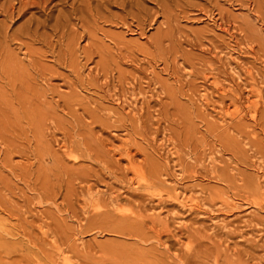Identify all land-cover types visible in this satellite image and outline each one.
Here are the masks:
<instances>
[{"label":"rangeland","instance_id":"obj_1","mask_svg":"<svg viewBox=\"0 0 264 264\" xmlns=\"http://www.w3.org/2000/svg\"><path fill=\"white\" fill-rule=\"evenodd\" d=\"M184 2L0 0V264H264V0Z\"/></svg>","mask_w":264,"mask_h":264},{"label":"bare ground","instance_id":"obj_2","mask_svg":"<svg viewBox=\"0 0 264 264\" xmlns=\"http://www.w3.org/2000/svg\"><path fill=\"white\" fill-rule=\"evenodd\" d=\"M7 1H8V0H7ZM9 1H11V0H9ZM50 1H51V0H50ZM53 1H54V0H53ZM74 1H75V0H74ZM82 1H83V0H82ZM97 1H98V0H97ZM101 1H103V0H101ZM104 1H105V0H104ZM107 1H108V0H107ZM123 1H124V0H123ZM135 1H136V0H135ZM138 1H139V0H138ZM157 1H158V0H157ZM181 1H182V0H181ZM185 1H186V0H185ZM12 2H13V1H12ZM20 2H21V1H20ZM65 2H66V1H65ZM93 2H94V1H93ZM140 2H141V1H140ZM143 2H144V1H143ZM148 2H149V1H148ZM161 2H162V1H161ZM170 2H171V1H170ZM5 3H7V2H5ZM13 3H14V2H13ZM22 3H24V2L22 1ZM74 3H75V2H74ZM87 3H88V2H87ZM89 3H90V2H89ZM89 3H88V4H89ZM110 3H111V2H110ZM122 3H123V2H122ZM126 3H127V2H126ZM156 3H157V2H156ZM183 3H185L184 0H183ZM14 4H15V3H14ZM19 4H20V3H19ZM25 4H26V2H25ZM29 4H30V3H28V5H29ZM60 4H61V3H60ZM78 4H79V3H78ZM82 4H84V3H82ZM82 4H81V5H82ZM85 4H86V3H85ZM90 4H91V3H90ZM101 4H102V3H101ZM116 4H117V3H116ZM157 4H158L157 7H160L161 10H163L162 12H163V15H164V16H165L166 14L169 15V10H168V7H167L166 5H164L165 3L163 4V3H160V2H159V3H157ZM172 4H173V3H172ZM172 4H170V5L168 4V6H171ZM8 5H9V4H8ZM10 5H11V4H10ZM73 5H75V4H72V6H73ZM79 5H80V4H79ZM91 5H92V4H91ZM174 5H175V4H174ZM176 5H177V4H176ZM176 5H175V6H176ZM179 5H180V4H179ZM25 6H27V4H26ZM48 6H49V5H48ZM58 6H59V5H58ZM87 6H88V5H87ZM98 6H99V5H98ZM101 6H102V5H101ZM106 6H107V5H106ZM119 6H120V5H119ZM2 7H3V5H2ZM13 7H14V6H13ZM23 7H24V5H23ZM88 7H89V6H88ZM96 7H97V6H96ZM103 7H104V6H103ZM142 7H143V6H142ZM142 7H141V8H142ZM157 7H156V8H157ZM187 7H188V6H187ZM45 8H47V7H45ZM62 8H63V7H62ZM69 8H70V7H69ZM91 8H92V7H91ZM91 8H90V9H91ZM121 8H122V7H121ZM132 8H133V6H132ZM181 8H182V7H181ZM181 8H180V10H183V9H185L186 7L183 8V9H181ZM10 9H12V8H10ZM34 9H35V8H34ZM37 9H38V8H37ZM66 9H67V8H66ZM94 9H95V7H94ZM108 9H109V8H108ZM138 9H139V7H138ZM157 9H158V8H157ZM169 9H170V8H169ZM177 9H178V8H177ZM2 10H4V9L2 8ZM14 10H15V9H14ZM14 10H13V11H14ZM35 10H36V9H35ZM49 10H50V9H49ZM55 10H56V8H55ZM104 10H105V9H104ZM121 10H122V9H121ZM123 10H124V9H123ZM140 10H141V9H140ZM144 10H146V9H144ZM153 10H154V9H153ZM175 10H176V8H175ZM178 10H179V9H178ZM20 11H21V8H20ZM27 11H28V10H27ZM51 11H52V10H51ZM87 11H88V10H87ZM106 11H108V10H106ZM125 11H126V10H125ZM138 11H139V10H138ZM138 11H137V13H138ZM142 11H143V9H142ZM156 11H157V10H156ZM170 11H171V10H170ZM173 11H174V10H173ZM1 12H2V11H1ZM49 12H50V11H49ZM77 12H78V11H77ZM94 12H95V11H94ZM101 12H102V11H101ZM104 12H105V11H104ZM131 12H134V11H131ZM144 12H145V11H144ZM9 13H10V12H9ZM19 13H20V12H19ZM45 13H46V12H45ZM71 13H72V12H71ZM73 13H74V12H73ZM86 13H87V12H86ZM105 13H106V12H105ZM105 13H104V14H105ZM121 13H122V12H121ZM135 13H136V12H135ZM135 13H134V14H135ZM147 13H148V12H147ZM149 13H150V11H149ZM155 13H156V12H155ZM157 13H158V12H157ZM83 14H85L84 11H83ZM88 14H89V13H88ZM102 14H103V13H102ZM132 14H133V13H132ZM134 14H133V15H134ZM139 14H140V13H139ZM139 14H137V15H139ZM150 14H151V13H150ZM3 15H4V14H3ZM5 15H6V14H5ZM5 15H4V16H5ZM90 15L92 16V14H90ZM94 15H95V14H94ZM105 15H106V14H105ZM107 15H108V14H107ZM107 15H106V16H107ZM144 15H145V14H144ZM148 15H149V14H148ZM158 15H159V14H158ZM9 16H10V15H9ZM11 16H12V15H11ZM98 16H99V15H98ZM98 16H97V17H98ZM100 16H101V15H100ZM103 16H104V15H103ZM103 16H101V17H103ZM145 16H146V15H145ZM145 16H144V17H145ZM89 17H90V16H89ZM104 17H105V16H104ZM167 17H168V16H167ZM9 18H10V17H9ZM79 18H80V17H79ZM79 18H77V19H79ZM81 18H82V16H81ZM87 18H88V17H87ZM90 18H91V17H90ZM92 18H94V17L92 16ZM141 18H142V17H141ZM13 19H14V18H13ZM153 19H154V18H153ZM29 20H30V19H29ZM99 20H100V19H99ZM68 21H69V20H68ZM81 21H82V19H81ZM85 21H86V20H85ZM94 21H95V20H94ZM107 21H108V19H107ZM102 22H103V21H102ZM155 22H156V21H154V23H155ZM82 23H83V22H82ZM85 23H86V22H85ZM97 23H98V22H97ZM105 23H107V22L105 21ZM108 23H109V22H108ZM110 23H111V21H110ZM29 24H30V23H29ZM86 24H87V23H86ZM98 24H99V23H98ZM81 25H82V24H81ZM87 25H89V24H87ZM96 25H97V24H96ZM36 26H37V25H36ZM38 26H39V25H38ZM82 26H83V25H82ZM84 26H86V25H84ZM76 27H77V25H76ZM9 81H10V80H9ZM217 259H218V258H217ZM218 260H219V259H218ZM230 260H231V259H229V260L226 259V260H225V261H226L225 264H244V263H242L241 261H240V262L236 261V262H237V263H236V262H233V261H230ZM240 260H241V259H240ZM219 261H220V260H219ZM216 264H218V261L216 262Z\"/></svg>","mask_w":264,"mask_h":264}]
</instances>
